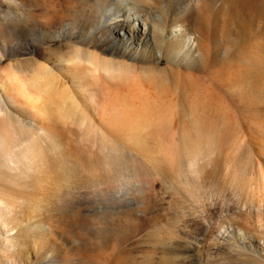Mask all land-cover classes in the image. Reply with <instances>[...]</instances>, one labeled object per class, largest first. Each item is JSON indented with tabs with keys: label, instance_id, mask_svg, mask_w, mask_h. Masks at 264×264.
<instances>
[{
	"label": "rangeland",
	"instance_id": "1",
	"mask_svg": "<svg viewBox=\"0 0 264 264\" xmlns=\"http://www.w3.org/2000/svg\"><path fill=\"white\" fill-rule=\"evenodd\" d=\"M113 1L0 0V264H231L240 248L263 260L264 206L243 207L238 191L264 177V0H142L196 11L193 56L163 58L158 80L107 44ZM144 36L126 40L164 53ZM75 48L138 76L86 64L72 79L59 59ZM42 65L73 116L14 96L3 72L29 81ZM143 97L155 115L100 109Z\"/></svg>",
	"mask_w": 264,
	"mask_h": 264
},
{
	"label": "bare ground",
	"instance_id": "2",
	"mask_svg": "<svg viewBox=\"0 0 264 264\" xmlns=\"http://www.w3.org/2000/svg\"><path fill=\"white\" fill-rule=\"evenodd\" d=\"M113 2L108 10L109 17L105 19L106 28L110 29L107 44H110L111 47L113 46V42L123 43L117 47V53L126 55L133 62L142 61L149 63L150 66L142 68V72L147 78L158 80L165 77V73L160 67V61L163 58L173 61L193 56L192 45L195 38L191 34L196 19V11L194 9L187 7L181 10V12H173L167 8V4L164 1L160 2L157 7H152L153 5L150 6L142 0H118ZM140 24L143 27L142 32H140ZM146 31L150 32L151 39L156 45L161 40L164 46V53L160 51L156 55L146 47L138 45L137 48H133L132 45L127 43V38L133 39L135 37H139L140 40L144 41ZM59 63L61 69L67 72L70 69L73 71L88 64L93 71H98L101 68L107 77L112 76V73H117L119 78L131 81L138 76L133 69V65L114 62L106 65L104 61L100 60L98 54L82 48H75L68 56L60 57ZM32 71H34L33 76L29 81L9 71L3 72L6 73L5 76L10 81L11 91L14 96L23 97L36 109V103L38 102L46 101L47 104L49 102L53 103L59 108L58 112L60 116L71 117L77 113L78 105L75 99L67 91V88L61 85L63 83L59 80L58 76L52 74L51 69L42 65L36 69L33 68ZM79 75L81 74L78 70H75L71 78L74 79ZM78 85L80 90L83 91L84 81L79 80ZM136 89L138 93H142L140 88ZM3 90L8 95L7 90ZM89 96L91 100L96 99L94 94H89ZM132 106L131 103L127 105H123V103L112 105L107 102L100 109L103 115L104 112L113 115L115 111L120 110L123 114L136 111L140 116L148 117L149 115H155L156 111H159L161 108V104L150 102L146 97L140 99L135 107ZM187 166H190V162L187 163ZM183 172L184 170L180 174L182 175ZM233 183L237 184V181ZM243 193H245V196L242 195ZM238 195L240 198L241 196L244 198L243 207L260 211L261 207L264 206V177L259 179L258 182L245 184L243 189L239 188ZM229 216L234 223L231 226L242 228L233 212H230ZM239 231L242 234L241 237L244 238V230L240 229ZM191 250L193 253L198 254V249L193 248ZM233 255L234 257L230 258L231 264H243L245 259L249 262L257 264L261 262V264H264V257H261L263 260H259L260 255L254 248H250L249 250L240 248V251ZM244 264H247V261Z\"/></svg>",
	"mask_w": 264,
	"mask_h": 264
}]
</instances>
